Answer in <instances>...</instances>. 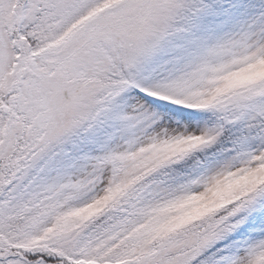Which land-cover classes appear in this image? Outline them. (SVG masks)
Segmentation results:
<instances>
[{
	"label": "snow or ice",
	"instance_id": "1",
	"mask_svg": "<svg viewBox=\"0 0 264 264\" xmlns=\"http://www.w3.org/2000/svg\"><path fill=\"white\" fill-rule=\"evenodd\" d=\"M0 264H264V0H0Z\"/></svg>",
	"mask_w": 264,
	"mask_h": 264
}]
</instances>
